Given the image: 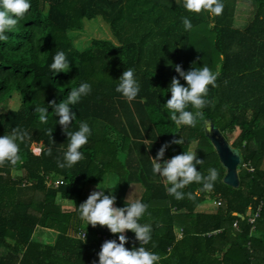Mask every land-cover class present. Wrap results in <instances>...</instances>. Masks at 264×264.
<instances>
[{"label":"trees","instance_id":"obj_1","mask_svg":"<svg viewBox=\"0 0 264 264\" xmlns=\"http://www.w3.org/2000/svg\"><path fill=\"white\" fill-rule=\"evenodd\" d=\"M236 1L222 0L223 13L209 27L210 15L187 12L183 0H29L31 8L24 19L6 33V43L0 42V105L12 95L18 103L14 109L0 110V136L18 127L30 137L19 144L21 161L0 167V264H99L102 243L119 242L118 234L99 225L86 226L78 207L105 177L116 184L118 208L132 203L125 198L129 186L140 185L138 199L148 205L140 223L152 228V241L145 247L161 256L158 264H264V103L247 104L248 111L236 104L234 98L241 92L234 84L244 79L241 76L249 73L251 64L230 51L234 41L243 50L248 44L258 65L264 59L257 50L258 42L264 44V0H250L255 4L252 21L241 35L232 27ZM185 16L193 25L190 31L184 29ZM94 18L105 25L109 37L76 49L69 34ZM58 51L69 62L66 73L50 70ZM176 65L184 72L204 66L219 70L218 87L209 86L205 97L212 103L202 111L222 135H228L225 140L239 157L235 189L222 184L224 169L203 135V126L177 128L170 119L165 104L171 97L172 78L186 86ZM129 68L139 85L131 102L115 90ZM82 82L91 85V93L70 105L76 119L68 131H78L86 122L91 134L80 149L84 159L61 168L69 141L49 102L67 100L71 89ZM242 85L253 88L248 82ZM257 91L252 98H257ZM37 106L47 108V124L39 122ZM180 136L184 143L172 144L164 159L188 152L193 144L197 159L203 160L197 171L207 175L209 168H216L219 173L213 191L201 192L195 200L187 196L176 200L152 172L151 158ZM32 144L40 145L38 155L30 151ZM14 171L19 174L11 176ZM46 175L62 184L46 186ZM199 188L202 185L193 183L183 191ZM56 199L69 201L71 207L60 209ZM212 201L218 205L197 210ZM259 203L250 225L248 218ZM35 229L54 233L53 240L34 239ZM84 230L83 242L77 236ZM124 235L126 248L139 247L133 232L126 230Z\"/></svg>","mask_w":264,"mask_h":264},{"label":"clouds","instance_id":"obj_2","mask_svg":"<svg viewBox=\"0 0 264 264\" xmlns=\"http://www.w3.org/2000/svg\"><path fill=\"white\" fill-rule=\"evenodd\" d=\"M183 7L189 13L207 12L212 18L209 27H214L215 17L223 13L224 4L222 0H183ZM30 8L29 0H0V42L6 43L8 41L9 37L6 33L24 19ZM182 23L185 31H190L193 27L187 16L182 17ZM69 68L65 53L58 51L53 57L50 70L54 73H66ZM175 71L186 82V86L182 85L176 77L171 80L169 87L171 97L165 104L170 113L171 121L175 123L177 128L181 126L195 128L200 123L206 132L211 131V124L205 119L202 109L212 103L205 97L208 95L209 86L218 87L219 70L213 72L204 66L192 67L191 70L184 72L180 65H176ZM115 90L128 102L137 97L139 85L133 69L129 68L123 71ZM90 93L91 85L82 82L78 87L71 89L67 100L60 103L49 102L56 116L59 117L58 123L66 132L69 141L64 153L65 163L59 164L61 168H71L84 159L80 149L88 143L91 129L86 122H81L78 131H68L69 125L76 119L70 105H76L82 97ZM189 108L195 109V111H190ZM35 112L38 113V120L41 124L48 123L46 107L37 106ZM51 133L52 131H49V135ZM29 138V134L18 127L13 128L11 134L0 136V167L6 163L12 166L17 165L21 161L19 144L24 143ZM184 140L180 136V139H174L163 144L157 151L155 158H151L152 172L153 175H159L163 178L168 193L176 200H182L185 196L190 200H195L201 192L213 191L219 173L216 168H209L207 175L197 171L196 165H201L203 160L197 159L195 151L183 152L170 159H164L165 151L172 144L182 145ZM147 146L150 148L151 144ZM47 150L50 154L52 149L49 147ZM193 183L202 185V188L195 192L185 193L183 190ZM115 185L109 187L96 186L98 190L92 191L78 207L80 219L86 223V226L91 225L95 228L99 225L106 227L111 234H119V242L106 240L102 243L98 253L99 264H158L161 256L145 247L152 241V228L148 224L140 223L141 218L147 212L148 205L137 199L125 207H114L116 202V197L113 194ZM105 189L108 190L107 195L104 193ZM126 230L135 234V240L139 242V247H133L131 250L125 247V244L128 243V238L124 235ZM86 235V230L81 231L77 239L84 242ZM152 246L155 247L156 245L153 244Z\"/></svg>","mask_w":264,"mask_h":264},{"label":"rangeland","instance_id":"obj_3","mask_svg":"<svg viewBox=\"0 0 264 264\" xmlns=\"http://www.w3.org/2000/svg\"><path fill=\"white\" fill-rule=\"evenodd\" d=\"M255 8V4L250 1V0H237L234 8V15H233V23L232 27L239 31V35L243 33V29L249 22H251V14ZM260 24V23H259ZM261 32V31H259ZM264 34L263 32H261ZM246 34V33H245ZM71 36V39L73 41V46L76 49H84L86 48L90 41L92 39H107L109 37L108 31L103 23H101L97 18H94L88 22H85L82 28L79 31H75L69 34ZM250 40V39H249ZM258 41V40H257ZM244 47L246 49H241V46L237 42H233L230 46V51L233 54H240L241 61L245 62V57L248 58V62L251 64V70L249 71L248 74H243L241 77L244 78L242 81H236L238 83L237 90L240 91L239 95L237 98L235 97L234 100L236 99V104L239 107L246 106L247 104H252V103H264V59L260 60V64L258 65L257 62H255V56H257L256 53L250 54V45L245 44ZM260 48V49H259ZM257 50H260L262 55L264 54V44L261 42L257 43ZM242 54V55H241ZM252 55V57H251ZM258 66H260L258 68ZM255 67V68H254ZM257 67V68H256ZM263 67L262 69H260ZM252 74L253 80L249 81L248 75ZM248 82V85L251 84L253 86L252 89H250V86H244L242 84H245ZM258 90V91H257ZM254 91H257V98H252V93ZM235 94L236 88H235ZM15 96V95H14ZM9 97L6 102L2 103L0 105V110H5V109H14L17 106V97ZM227 137L228 135L224 134V138ZM256 145V144H254ZM39 146L36 144H32L30 148H34L33 152L37 154V149ZM193 144L188 147V151H193ZM238 168V167H237ZM236 168V169H237ZM262 168H264V159L262 163ZM224 171V170H223ZM19 172H12L11 176H16L18 175ZM115 182L109 177H105V179L96 185L97 187H109V186H114ZM96 189V188H93ZM115 190V187H114ZM105 195L108 194V190H104ZM141 193V187L139 184H131L126 192V200L127 201H132L134 202L135 200L138 199L139 195ZM56 204L60 207V209H67L71 207V203L66 200H60L56 199ZM211 206H214L212 202H206L198 207L197 210L199 211H206L207 209L210 210ZM119 235V234H118ZM33 238L40 240V242L44 243H50L53 238H54V233L52 232H47L43 231L41 229H35L33 232Z\"/></svg>","mask_w":264,"mask_h":264},{"label":"water","instance_id":"obj_4","mask_svg":"<svg viewBox=\"0 0 264 264\" xmlns=\"http://www.w3.org/2000/svg\"><path fill=\"white\" fill-rule=\"evenodd\" d=\"M202 132L204 137L209 141L210 145L212 146L220 166L224 169V174L221 178L222 184L230 188H237L238 179L236 168L239 163L238 155H236L229 148L224 137L212 124L211 131L206 132L203 128ZM234 215L239 217L238 214Z\"/></svg>","mask_w":264,"mask_h":264},{"label":"built area","instance_id":"obj_5","mask_svg":"<svg viewBox=\"0 0 264 264\" xmlns=\"http://www.w3.org/2000/svg\"><path fill=\"white\" fill-rule=\"evenodd\" d=\"M36 145H38V144H36ZM38 146H39V147L36 148V149H37V153H39V151H40V145H38ZM30 147H31V146H30ZM33 149H34V148H30V151L32 152V154H34V155H38V154H35V153L33 152ZM238 164H239V163H238ZM241 166L243 167V165H241ZM44 184H45L46 186H51V187H53V188H56L57 186H59V185L62 184V181H61V179H59V178H52L51 176L46 175V176H44ZM94 190H98V189H90V190L87 192V194H88V195L91 194V192L94 191ZM212 203H213V205H215V206L218 205V203H216V202H214V201H212ZM261 206H262V203H259V204L256 206V208H255V210H254L252 216H250V217L248 218V223H249L250 225L253 223L254 219L257 217L258 212H259ZM232 226H233L234 228L236 227V222H235V221L233 222V225H232ZM251 229H252V227H251Z\"/></svg>","mask_w":264,"mask_h":264},{"label":"crops","instance_id":"obj_6","mask_svg":"<svg viewBox=\"0 0 264 264\" xmlns=\"http://www.w3.org/2000/svg\"><path fill=\"white\" fill-rule=\"evenodd\" d=\"M244 108L248 111V107H247V105L246 106H244ZM222 135V134H221ZM227 135V134H226ZM223 137H224V134L222 135ZM224 139H226V140H228L229 138H227V137H225ZM163 179V178H162ZM164 181V180H163ZM93 188H96V185H94L93 186ZM97 189V188H96ZM129 202H132V201H129ZM204 203H206V202H204ZM204 203H202V204H204ZM201 204V205H202Z\"/></svg>","mask_w":264,"mask_h":264}]
</instances>
